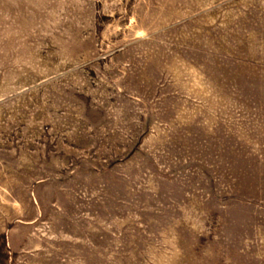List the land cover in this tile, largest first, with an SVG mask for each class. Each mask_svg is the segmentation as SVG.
I'll list each match as a JSON object with an SVG mask.
<instances>
[{"label":"rangeland","instance_id":"1","mask_svg":"<svg viewBox=\"0 0 264 264\" xmlns=\"http://www.w3.org/2000/svg\"><path fill=\"white\" fill-rule=\"evenodd\" d=\"M0 264H264V0H0Z\"/></svg>","mask_w":264,"mask_h":264}]
</instances>
